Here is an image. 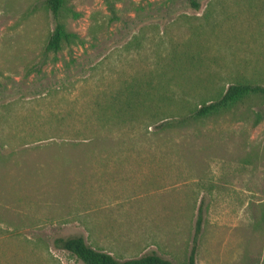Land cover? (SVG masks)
Instances as JSON below:
<instances>
[{"label":"rangeland","instance_id":"obj_1","mask_svg":"<svg viewBox=\"0 0 264 264\" xmlns=\"http://www.w3.org/2000/svg\"><path fill=\"white\" fill-rule=\"evenodd\" d=\"M46 2L0 0V264H83L72 237L187 264L199 207L196 264H264V97L191 126L96 118L170 57L191 109L264 86V0H65L57 53Z\"/></svg>","mask_w":264,"mask_h":264},{"label":"trees","instance_id":"obj_2","mask_svg":"<svg viewBox=\"0 0 264 264\" xmlns=\"http://www.w3.org/2000/svg\"><path fill=\"white\" fill-rule=\"evenodd\" d=\"M65 0H47L46 8L54 21V29L46 43L45 51L57 53L63 45H69L76 39L75 35L66 31L64 24L60 21V12ZM198 8L195 2L191 3ZM176 66L175 59L170 57L166 67H161L158 73L159 80L144 79L139 83L134 81L127 84L124 96H114L111 101L117 109L110 108L107 102L100 105V112L97 121L106 124L125 127L139 124L145 129L160 123V127L191 126L198 125L204 119L222 112L232 111L238 104L243 103L252 96L264 97V86L249 82H234L227 86L220 97L207 102H201L194 108L187 105V95L180 93L173 94L172 83L167 79ZM173 103L175 116L168 117L164 108L166 104ZM202 210L198 209L195 223L192 246L190 249L187 264H196V249L198 238L201 232ZM55 246L64 250L81 261L83 264H172L158 256L156 253L141 256L137 259L119 261L111 254L96 250L90 247L82 237L55 240Z\"/></svg>","mask_w":264,"mask_h":264},{"label":"crops","instance_id":"obj_3","mask_svg":"<svg viewBox=\"0 0 264 264\" xmlns=\"http://www.w3.org/2000/svg\"><path fill=\"white\" fill-rule=\"evenodd\" d=\"M157 255L161 257V254H160V253H157ZM161 258H162V257H161Z\"/></svg>","mask_w":264,"mask_h":264}]
</instances>
